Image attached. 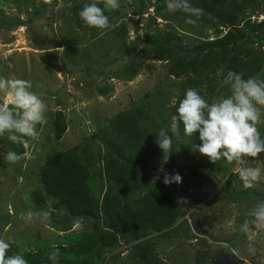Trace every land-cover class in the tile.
<instances>
[{
    "label": "rangeland",
    "instance_id": "374dc122",
    "mask_svg": "<svg viewBox=\"0 0 264 264\" xmlns=\"http://www.w3.org/2000/svg\"><path fill=\"white\" fill-rule=\"evenodd\" d=\"M93 2L103 8L102 0H0V77L30 81L47 105V123L27 148L0 136V239L10 244L8 255L21 254L27 264H264V231H240L264 201V153L241 165L262 169L245 188L234 163H210L196 150L198 132L186 136L182 123L179 135L170 130L188 89L211 104L230 95L222 83L229 71L264 79V0H188L202 9L194 24L169 12L168 0H120L118 10L105 11L112 25L106 30L80 18ZM162 129L172 137L167 160L157 144ZM258 130L264 137V122ZM76 147L100 199L110 193L134 200L154 184L182 214L140 236L115 231L103 212L72 215L50 195L43 172ZM9 151L30 156L10 164ZM176 173L181 183L163 182ZM129 207L133 213L135 203ZM28 212L31 220L20 218ZM84 233L102 239L95 261L40 259V251L68 249L69 237Z\"/></svg>",
    "mask_w": 264,
    "mask_h": 264
},
{
    "label": "clouds",
    "instance_id": "9594fccd",
    "mask_svg": "<svg viewBox=\"0 0 264 264\" xmlns=\"http://www.w3.org/2000/svg\"><path fill=\"white\" fill-rule=\"evenodd\" d=\"M103 8L97 3L86 4L79 15L82 21L90 28L106 30L110 25L105 11L118 10L120 0H102ZM169 12H182L185 22L194 24L193 17H199L202 9L194 8L188 0H168ZM219 74V73H218ZM222 83L230 89V95L221 97L209 104L195 89H188L184 98L179 102L178 115L171 117L170 130L179 135L180 124L186 136L192 137L199 133L201 145L196 150L209 158L210 163L217 164L226 160L236 165L239 178L245 188L253 187L262 176L261 167H241L248 161L245 158H256L264 153V137L258 130V125L264 115V79L249 77L229 71ZM32 83L23 79H9L0 77V136L7 134L10 141L28 147L29 139L37 137V126L47 123V105L32 89ZM172 104H176L173 97ZM157 144L164 153V159L172 146V137L167 131L161 130L157 137ZM27 151L23 156L14 151L5 154L7 163L15 164L22 158L29 157ZM159 177H157L158 179ZM166 185L173 182L181 183V176L165 174ZM250 219H245L240 225V231L250 234L253 230L264 231V201L257 203L249 213ZM21 219L31 220L32 212L21 214ZM10 244L0 239V264H27L21 254L8 255ZM49 259L56 261L59 249L53 245ZM254 253V249H250Z\"/></svg>",
    "mask_w": 264,
    "mask_h": 264
},
{
    "label": "trees",
    "instance_id": "16d2710c",
    "mask_svg": "<svg viewBox=\"0 0 264 264\" xmlns=\"http://www.w3.org/2000/svg\"><path fill=\"white\" fill-rule=\"evenodd\" d=\"M55 127L59 138L64 131L60 114L56 116ZM78 151L79 147H76L61 154L43 172V183L50 195L72 215L96 218L103 212L115 231L140 236L153 229L170 227L182 214L183 209L177 200L168 191L157 189L154 184L146 186L143 194L134 200L110 193L100 199L98 188L94 186L96 176L93 169L82 165ZM193 178L195 180L196 176L193 175ZM133 202L136 209L132 208V213L128 209ZM69 238L68 249L57 247L59 256L70 261H95L94 254L101 249L102 239L92 233L72 235ZM45 250L40 251L46 254L40 259L49 258V253L54 249L51 247Z\"/></svg>",
    "mask_w": 264,
    "mask_h": 264
}]
</instances>
